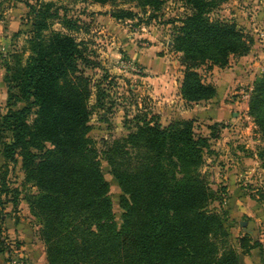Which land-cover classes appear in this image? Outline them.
I'll return each mask as SVG.
<instances>
[{"label": "trees", "instance_id": "1", "mask_svg": "<svg viewBox=\"0 0 264 264\" xmlns=\"http://www.w3.org/2000/svg\"><path fill=\"white\" fill-rule=\"evenodd\" d=\"M121 1L158 11L168 0ZM182 1L190 13L171 39L184 67L180 95L186 103L208 102L216 89L204 82L199 67H227L231 57L248 54L252 40L234 21L210 17L233 0ZM24 3L28 55L13 54L5 64L0 156L13 165L20 159L25 182L36 190L26 202L39 223L46 264H240V254L262 249L248 236L237 248L231 244L224 212L211 208L222 204L225 188L213 189L202 172L209 140L196 135L187 120L162 126L156 115H137L133 130L105 148L122 193L116 223L109 184L89 136L92 85L81 66L95 63L85 44L69 34L78 30L76 21L60 16L53 1L39 2L37 9ZM111 15L116 20L134 16L124 8ZM52 21L65 32L50 30ZM103 93L97 90L96 107L103 105ZM248 114L264 138V72L249 91ZM257 158L264 164V147L257 149ZM6 193L3 187L0 205Z\"/></svg>", "mask_w": 264, "mask_h": 264}, {"label": "rangeland", "instance_id": "2", "mask_svg": "<svg viewBox=\"0 0 264 264\" xmlns=\"http://www.w3.org/2000/svg\"><path fill=\"white\" fill-rule=\"evenodd\" d=\"M19 1L27 2L36 9L39 2L53 1L59 8L60 16L66 14L68 18L76 21L78 30L69 31V34L85 44L87 54L95 63L93 67L81 66L92 85V95L89 99L92 110L89 136L98 152L101 171L109 184V197L118 225L121 222L119 200L122 193L106 163L105 148L133 130L132 119L135 116L146 113L149 118L156 115L160 122V117L168 113L166 124L160 123L162 126L173 120L192 121L195 134L209 140L210 151H204L202 172L213 189L225 188V193L220 194L222 204L215 202L211 208L224 212L231 244L237 248V241L244 236L264 242V164L257 158V149L264 147V138L248 114L249 98L246 107L244 103L235 109L236 96L228 92L224 102L216 104L218 109H226V112L222 111L224 117L209 126L195 111L189 119L177 115L179 104L173 96L175 91L170 95L174 98L166 99L162 93L156 92L155 86L151 83L154 79H164L172 82L174 88L181 75L183 78L182 55L171 47L175 28L179 27L180 21L190 13L182 0H168L158 11L140 9L121 0L106 5L93 4L87 0ZM121 8L130 9L134 14L133 18L114 19L111 14ZM262 12L264 13V0H242L236 5H222L210 14V17L235 21L237 27L251 38L255 34L259 35L264 29L262 26L264 17L259 15ZM50 24V30L65 32L56 21ZM240 57L243 56L231 57L230 64H234L235 60L238 62ZM158 58L164 61V67L159 65L157 68H150L147 63ZM209 66L207 63L198 69L205 83L213 77V74H210L212 67ZM248 86L249 83L238 85L236 90L246 89ZM97 90L103 91L105 96L101 107L95 106ZM185 104L191 106L194 103ZM235 110L239 116H235ZM214 126L217 128L211 130L210 128ZM238 130L240 132L237 134ZM18 160V163L13 165L5 163L0 157V190L4 187L7 192L1 194L0 216H4V221H0V246L4 245L3 250L8 257L20 249L25 237L43 246L39 239L38 220L31 215L26 202V197L36 193V190L25 182L20 159ZM237 163L241 169L251 168V175L241 177L242 181L237 184L240 185L243 195L240 204L231 201L235 194L227 190L229 186L223 185L227 180L222 179V175H228L230 176L228 180L229 178L235 180ZM253 215L255 219L262 221V225L254 230L255 234L252 235L246 233L244 229L248 230L249 225L253 228L252 224H249L254 219ZM22 233L24 237H21ZM43 250L45 252V249ZM261 252L263 257V251Z\"/></svg>", "mask_w": 264, "mask_h": 264}, {"label": "crops", "instance_id": "3", "mask_svg": "<svg viewBox=\"0 0 264 264\" xmlns=\"http://www.w3.org/2000/svg\"><path fill=\"white\" fill-rule=\"evenodd\" d=\"M238 2H242V0H233L226 4L231 6L236 5V3ZM27 12L28 9L25 6V3L19 0H0V115H4L7 111V87L4 82V76L6 73L5 64L9 62V60L11 59V55L13 54H20L24 52V58L28 55L27 51H25L29 29V27L27 26L28 20L26 18ZM259 15L261 17H264L263 12L259 13ZM234 16L235 15H232V17ZM262 26L264 28V22L262 23ZM254 32L256 33V30H254ZM251 40L252 42L250 44L249 53L246 56L240 57L238 62H236L235 60V63L231 65V62L229 61L228 66L222 69L216 66L212 67L210 74H213V77L211 80L208 79L206 82L212 84L215 87L216 96L208 102L191 104V106L185 104L186 102L180 95L182 75L179 81L175 83L174 88L172 82L164 81V79H154L151 80V83L155 86L156 92L162 93L166 97V99H172L174 97L176 98V102L177 104H179L177 115L189 119V116L193 111H195V113L199 114L201 116V119L207 125H213L217 122V120L224 117L223 113L226 112V109H218V105L216 104L218 102H224V99L226 98L228 92L236 96L234 102L235 109H237L238 106H242V104L244 103L246 107L247 98H249V91L251 90L254 81L260 74L261 69L264 67V29L262 30V32H259V35L255 34L254 36H252ZM256 54L257 56H255ZM163 63L164 61H160L158 58L157 60H150L147 64H149L150 68L154 69L159 65H162L164 67ZM169 73L171 74V72ZM167 77L164 78L168 80ZM246 83H249V86L246 89L242 88L236 90L238 85L241 86ZM174 91V97H171L170 95L172 94V92L174 93ZM159 99L162 100L161 97H159ZM190 109L191 112H189ZM237 115L239 116V114H237V111L235 110V116ZM167 116L168 113L160 117V123L166 124V119L168 118ZM238 132H240V130L236 131L237 134ZM250 169L251 168L241 169L240 164L237 163V167L235 166V180H232L231 178H229L230 180H228L227 178L230 176L222 175V179L227 180L223 185H228L229 187L227 190H230L231 193L235 194L231 200L234 203L235 201L239 203L240 198H243L240 185L237 184L242 181L241 177L251 175ZM249 213L253 212L249 211ZM253 216L254 219L249 222V224H252L253 228H251L249 225L247 227L248 230L244 229L246 233L252 235L255 234L254 230H257L262 225V221L260 219H255V215ZM239 224L241 225V222H239ZM21 237H24L23 233ZM259 241L262 244V249H254L247 254L239 255L240 264H264V242L261 240ZM43 249L44 247L41 246V244L38 245L29 237H25L19 250L24 254V256H26L31 264H46L45 252ZM261 251H263V257H261ZM7 255V253L0 254V264H8Z\"/></svg>", "mask_w": 264, "mask_h": 264}, {"label": "built area", "instance_id": "4", "mask_svg": "<svg viewBox=\"0 0 264 264\" xmlns=\"http://www.w3.org/2000/svg\"><path fill=\"white\" fill-rule=\"evenodd\" d=\"M262 72H264V67L261 69L260 73ZM14 253V255L8 257V264H31V262L26 258V256H24V254L20 250H16L14 251Z\"/></svg>", "mask_w": 264, "mask_h": 264}, {"label": "water", "instance_id": "5", "mask_svg": "<svg viewBox=\"0 0 264 264\" xmlns=\"http://www.w3.org/2000/svg\"><path fill=\"white\" fill-rule=\"evenodd\" d=\"M242 226H244V224H241Z\"/></svg>", "mask_w": 264, "mask_h": 264}]
</instances>
